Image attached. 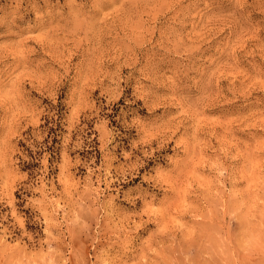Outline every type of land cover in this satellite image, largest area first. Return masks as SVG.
Returning a JSON list of instances; mask_svg holds the SVG:
<instances>
[{"label": "rangeland", "instance_id": "obj_1", "mask_svg": "<svg viewBox=\"0 0 264 264\" xmlns=\"http://www.w3.org/2000/svg\"><path fill=\"white\" fill-rule=\"evenodd\" d=\"M0 264H264V0H0Z\"/></svg>", "mask_w": 264, "mask_h": 264}]
</instances>
